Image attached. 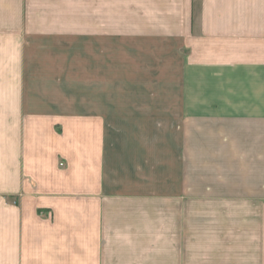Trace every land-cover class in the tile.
<instances>
[{"label":"crops","instance_id":"0c3cea01","mask_svg":"<svg viewBox=\"0 0 264 264\" xmlns=\"http://www.w3.org/2000/svg\"><path fill=\"white\" fill-rule=\"evenodd\" d=\"M0 264H264V0H0Z\"/></svg>","mask_w":264,"mask_h":264}]
</instances>
